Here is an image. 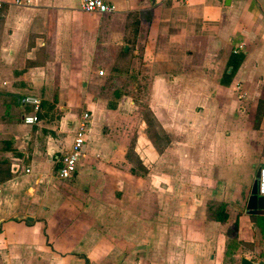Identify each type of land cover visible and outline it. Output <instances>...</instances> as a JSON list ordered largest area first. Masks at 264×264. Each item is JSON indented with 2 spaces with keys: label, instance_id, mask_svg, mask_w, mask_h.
I'll list each match as a JSON object with an SVG mask.
<instances>
[{
  "label": "crops",
  "instance_id": "0c3cea01",
  "mask_svg": "<svg viewBox=\"0 0 264 264\" xmlns=\"http://www.w3.org/2000/svg\"><path fill=\"white\" fill-rule=\"evenodd\" d=\"M113 3L111 13L92 14L78 0H0V264H86L81 255L89 264H140L159 244L169 257L153 264H223L224 236L210 233L216 215L238 218L240 240L254 231L252 216H264L246 212L252 170L264 166V0ZM237 52L243 60L226 84ZM109 72L145 76V109L167 135L182 132L173 215L170 172L142 159L143 144L159 158L166 150L154 148L143 111L136 124L131 96L110 109L98 94ZM187 94L195 98L180 123L175 109ZM28 96L40 100L33 123L24 121L33 114ZM84 111L86 146L64 180L61 158ZM131 142L146 172L128 158ZM112 237L129 248L109 255Z\"/></svg>",
  "mask_w": 264,
  "mask_h": 264
},
{
  "label": "rangeland",
  "instance_id": "374dc122",
  "mask_svg": "<svg viewBox=\"0 0 264 264\" xmlns=\"http://www.w3.org/2000/svg\"><path fill=\"white\" fill-rule=\"evenodd\" d=\"M137 79V80H136ZM146 81V77L143 75H140L139 73L137 74H129L125 72H109L106 73L103 78L102 82L98 86V94L101 95L107 102L110 107L116 108V104L119 99H121L123 96L127 97L128 99L131 98L133 101L137 103L138 108H135V118L134 120L136 121V124L139 122L140 117H141V112H144L145 106H147V100L148 97L151 96V93L147 91V88L144 86ZM104 83V84H102ZM177 93L175 92H170L169 97L172 98L173 96L175 97ZM131 96V97H130ZM195 98L192 94H187L185 97L182 98V101L177 102L178 105L176 108V118L178 117L179 122L181 123L182 119H187L186 117L189 116V114L185 115L184 112H182V107L186 106L188 103H191L192 100ZM140 106V107H139ZM174 107V106H173ZM189 109V108H188ZM172 111H174L173 108H170L169 111H166V116L168 118L171 117ZM143 117V116H142ZM155 129V125L153 130ZM174 135H168L170 143L168 144L167 147L164 148L166 150L165 154L163 157L159 158L157 154H153L149 150V146L143 144V149L145 151V158H142L143 161L145 159L148 160V166L150 164L154 165L155 162H158L159 160L161 161V164L163 166L164 172L162 174L168 175L170 172V175L167 176L168 182H166V185L168 184L175 186V184L172 182L175 181V176L172 175L171 173H175L177 170V151H178V135H182L181 131L174 130ZM129 137V138H134L139 135H124V137ZM95 140V139H94ZM132 143V142H131ZM160 143V142H159ZM163 144V140H162ZM161 145V144H160ZM154 146V145H153ZM137 160V157L132 154V161L135 162ZM167 164V165H165ZM261 165H257L254 167L252 170V175L251 178L255 179L256 173L258 171V168ZM142 193H145V190ZM169 194L165 197L166 200L169 202V216L173 215L174 212L176 211V206L173 202V200L176 197V190L175 188L170 190L168 192ZM158 197V196H157ZM164 197V196H161ZM159 198V197H158ZM146 200V199H145ZM212 203V201L210 202ZM145 206H138L137 207V215L142 218L140 215L145 214L144 212ZM212 213H214V209L211 208ZM140 214V215H139ZM210 214V216H211ZM251 221V220H250ZM143 223V221H142ZM249 223V222H248ZM137 228L143 227L141 224H139V219L137 220L136 223ZM173 226V225H172ZM230 227L232 229L231 235L228 237L225 235V231L227 228ZM239 227L240 223L238 218L235 216H230V213L227 212V220L226 223H220L217 228L214 229L210 228V233H213L214 231L216 232L217 235L222 237L224 236V255H223V264H240V259L241 257H246L253 262L257 263L258 261H264V221H261L258 223V225H255L253 228L254 231L252 234L248 237V240H240V232H239ZM174 227H172V230ZM125 240V237H112V238H105V248L106 253H109V255H115L119 253L121 250H126L127 245H123L119 247L118 244L121 243L120 240ZM148 240H152L153 243H155L154 239L151 238L150 236H147ZM172 243H170V239L168 241V244L166 245L167 248L169 246V243L174 245L176 244L177 240L176 238L172 239ZM216 248L221 247V242L215 243ZM155 245V244H154ZM156 246V245H155ZM165 246H156V250L151 249L150 252L146 253L144 255L145 261L140 264H153L155 262H160L164 261L165 257H169V254H166L162 256L163 254L166 253L165 251ZM154 251V252H153ZM105 253V254H106ZM40 256H45V253L40 254ZM128 256V253L123 255V257L126 259ZM162 256V257H161ZM36 264H39L38 262Z\"/></svg>",
  "mask_w": 264,
  "mask_h": 264
},
{
  "label": "built area",
  "instance_id": "2783aa9c",
  "mask_svg": "<svg viewBox=\"0 0 264 264\" xmlns=\"http://www.w3.org/2000/svg\"><path fill=\"white\" fill-rule=\"evenodd\" d=\"M80 10L85 13L92 14H106L114 10L113 0H78ZM100 75L103 70H99ZM25 103L31 105L33 114L24 117L26 123H33L36 120L35 113L39 110L40 100L37 97L28 96L23 99ZM91 124V115L88 111L81 113L77 128L75 131L74 139L61 158V164L58 169V176L61 179H70L78 169L79 161L83 155L87 134ZM29 170L26 169V172ZM257 191L258 194L264 197V166L259 167V176L257 178Z\"/></svg>",
  "mask_w": 264,
  "mask_h": 264
},
{
  "label": "trees",
  "instance_id": "16d2710c",
  "mask_svg": "<svg viewBox=\"0 0 264 264\" xmlns=\"http://www.w3.org/2000/svg\"><path fill=\"white\" fill-rule=\"evenodd\" d=\"M243 53L241 52H237V53H232L229 61H228V67L230 68V72L227 73V81L226 84H228L231 80V78L233 77V75L235 74L236 70L238 69L239 65L241 64L242 60H243ZM263 108L258 107V116L261 114V110ZM143 118L147 124L148 127V136L152 142V144L154 145V148L161 153L162 151H164V148L168 146V144L170 143L169 137L166 134V132L161 128V126L158 124L156 118L154 117V115L152 114V112L149 110V108L146 107V109L143 112ZM155 125V129L153 130ZM162 140H163V144H162ZM160 142V143H159ZM161 144V145H160ZM164 146V148H163ZM127 156L128 158H130L132 160V154L135 155L137 157V160L135 162H133L134 167H137L139 170H141L142 172H146V168L143 166L141 159L138 157V155L134 152V148H133V142L131 143V147L129 148V150L127 151ZM132 171L133 168H132ZM253 217V221L255 222L256 225H258L259 221H264V216H252ZM218 221H220L221 223H226V218H227V214L224 212V214H217L215 217ZM231 231L232 229L230 227L227 228L226 230V236H230L231 235ZM84 259H85V263H88V260L86 259V257L84 255H81Z\"/></svg>",
  "mask_w": 264,
  "mask_h": 264
},
{
  "label": "water",
  "instance_id": "95a60500",
  "mask_svg": "<svg viewBox=\"0 0 264 264\" xmlns=\"http://www.w3.org/2000/svg\"><path fill=\"white\" fill-rule=\"evenodd\" d=\"M259 176V169L256 173L255 179L252 184L251 193L246 206V212L248 214H263L264 215V197L258 194L257 191V178ZM240 264H264L263 261L257 263L251 261L246 257H241Z\"/></svg>",
  "mask_w": 264,
  "mask_h": 264
}]
</instances>
